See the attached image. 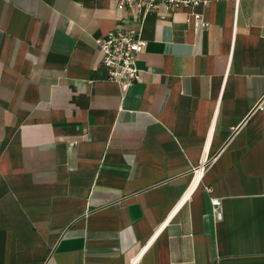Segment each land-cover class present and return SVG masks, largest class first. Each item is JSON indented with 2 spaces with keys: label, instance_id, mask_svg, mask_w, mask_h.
I'll use <instances>...</instances> for the list:
<instances>
[{
  "label": "crops",
  "instance_id": "crops-1",
  "mask_svg": "<svg viewBox=\"0 0 264 264\" xmlns=\"http://www.w3.org/2000/svg\"><path fill=\"white\" fill-rule=\"evenodd\" d=\"M116 4L0 0V264H264V0L159 5L124 87Z\"/></svg>",
  "mask_w": 264,
  "mask_h": 264
},
{
  "label": "built area",
  "instance_id": "built-area-1",
  "mask_svg": "<svg viewBox=\"0 0 264 264\" xmlns=\"http://www.w3.org/2000/svg\"><path fill=\"white\" fill-rule=\"evenodd\" d=\"M116 10L119 12L135 6L140 11L137 15H119L116 27L107 32L105 37L97 39L101 63L105 69L106 79L114 81L123 87L137 80L135 63L137 54L145 45L140 37L142 23L145 17L156 11L161 5L166 11H173L184 7L191 8L187 22L195 33H200L208 23L203 18L202 12L195 10L204 0H116ZM211 204L216 212L217 219H221L222 212L220 201L211 198Z\"/></svg>",
  "mask_w": 264,
  "mask_h": 264
}]
</instances>
